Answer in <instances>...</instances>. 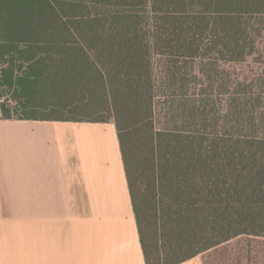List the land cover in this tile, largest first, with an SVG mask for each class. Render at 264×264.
Returning <instances> with one entry per match:
<instances>
[{"label": "trees", "instance_id": "1", "mask_svg": "<svg viewBox=\"0 0 264 264\" xmlns=\"http://www.w3.org/2000/svg\"><path fill=\"white\" fill-rule=\"evenodd\" d=\"M263 32L264 0H0L1 116L114 124L145 264L264 239V73L228 69Z\"/></svg>", "mask_w": 264, "mask_h": 264}, {"label": "crops", "instance_id": "2", "mask_svg": "<svg viewBox=\"0 0 264 264\" xmlns=\"http://www.w3.org/2000/svg\"><path fill=\"white\" fill-rule=\"evenodd\" d=\"M0 264H145L112 122L0 112Z\"/></svg>", "mask_w": 264, "mask_h": 264}, {"label": "rangeland", "instance_id": "3", "mask_svg": "<svg viewBox=\"0 0 264 264\" xmlns=\"http://www.w3.org/2000/svg\"><path fill=\"white\" fill-rule=\"evenodd\" d=\"M261 55L260 57L258 55ZM225 68V67H224ZM230 71L241 78L257 77L264 73V32L259 39L257 56L241 65H231ZM13 93H7L4 103L12 98ZM13 107L15 103L12 104ZM46 113L55 115L54 113ZM58 113V112H57ZM58 113L57 115H63ZM67 114V113H66ZM258 259L259 261H257ZM264 264V239L240 237L219 247L215 251L199 255L184 264Z\"/></svg>", "mask_w": 264, "mask_h": 264}]
</instances>
